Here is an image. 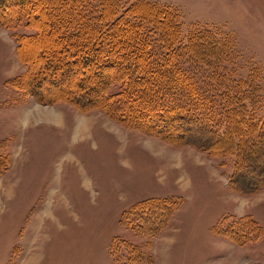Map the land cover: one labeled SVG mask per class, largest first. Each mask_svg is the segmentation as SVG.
Listing matches in <instances>:
<instances>
[{
  "label": "rangeland",
  "instance_id": "1",
  "mask_svg": "<svg viewBox=\"0 0 264 264\" xmlns=\"http://www.w3.org/2000/svg\"><path fill=\"white\" fill-rule=\"evenodd\" d=\"M143 1L172 8L181 34H224L264 116V0ZM26 32L0 26V264H264V183L239 190L229 155L36 102L11 83Z\"/></svg>",
  "mask_w": 264,
  "mask_h": 264
},
{
  "label": "trees",
  "instance_id": "2",
  "mask_svg": "<svg viewBox=\"0 0 264 264\" xmlns=\"http://www.w3.org/2000/svg\"><path fill=\"white\" fill-rule=\"evenodd\" d=\"M0 26L31 30L14 35L25 71L11 83L36 102L98 109L167 143L229 155L232 186L264 183L258 87L236 74L224 34H181L172 8L143 0H0Z\"/></svg>",
  "mask_w": 264,
  "mask_h": 264
}]
</instances>
